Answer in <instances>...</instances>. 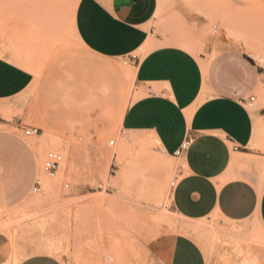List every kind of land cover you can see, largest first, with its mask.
Masks as SVG:
<instances>
[{"label":"rangeland","instance_id":"374dc122","mask_svg":"<svg viewBox=\"0 0 264 264\" xmlns=\"http://www.w3.org/2000/svg\"><path fill=\"white\" fill-rule=\"evenodd\" d=\"M78 2L0 0V48L5 50L0 57L35 75L29 89L0 102V133L35 141L41 155L36 179L43 185L15 208H7L0 194V236L13 258L8 264L41 252L64 264H153L178 235L193 239L207 264L230 258L232 242L248 247L257 264H264L258 221H190L173 211L172 183L181 178L184 159L163 153L149 134L122 127L123 111L142 96L128 71L135 73L133 61L146 51L130 58L93 55L74 32ZM156 21L151 26L155 46L176 45L199 54L210 45L213 56L240 49L264 66V0H167ZM261 107L264 86L248 106L252 112ZM30 127L40 134L26 137ZM48 132L59 144H45ZM261 134L264 140V128ZM50 151L63 155L56 177L43 170ZM261 151L240 169L259 181L260 192L264 146ZM108 181L111 191L98 190Z\"/></svg>","mask_w":264,"mask_h":264},{"label":"crops","instance_id":"0c3cea01","mask_svg":"<svg viewBox=\"0 0 264 264\" xmlns=\"http://www.w3.org/2000/svg\"><path fill=\"white\" fill-rule=\"evenodd\" d=\"M166 2L79 0L75 35L85 49L103 58H130L146 51L133 61L135 85L142 96L126 110L122 127L149 134L173 158L184 140L192 139L182 157V176L172 191L173 211L190 221L256 220L264 232V186L260 192L259 181L240 170L262 155L264 107L252 112L246 102L251 97L258 100L264 66L240 49L213 56L210 45L199 54L176 45L155 46L151 26ZM4 52L0 48V55ZM34 81L29 69L0 57V102L21 95ZM34 143L0 133V194L7 208L21 205L32 194L41 161ZM8 246L0 236V264L13 262ZM38 261L64 264L45 252L31 253L17 264ZM153 264L207 263L193 239L178 235L168 253L156 257Z\"/></svg>","mask_w":264,"mask_h":264},{"label":"built area","instance_id":"2783aa9c","mask_svg":"<svg viewBox=\"0 0 264 264\" xmlns=\"http://www.w3.org/2000/svg\"><path fill=\"white\" fill-rule=\"evenodd\" d=\"M247 106L253 107L255 104V97H251L247 102H246ZM41 130L34 128V127H30L28 129H25V136L26 137H33V136H38L40 134ZM192 143V139L191 138H187L184 140V142L182 143V145L180 146V148L177 150V152L175 153V157L176 158H182L185 153L188 151L190 145ZM63 162V155L58 152V151H50L47 153L44 164H43V170L44 173L46 175H48L49 177H56L59 173V170L61 168ZM177 184V181H174L172 183V187L175 188ZM71 184H66V188H70ZM43 189V185L41 180L36 179L34 186L32 188V193L33 194H38L42 191ZM113 189V186L111 184V182H103L100 183L98 186V190L100 191H111Z\"/></svg>","mask_w":264,"mask_h":264},{"label":"bare ground","instance_id":"6f19581e","mask_svg":"<svg viewBox=\"0 0 264 264\" xmlns=\"http://www.w3.org/2000/svg\"><path fill=\"white\" fill-rule=\"evenodd\" d=\"M1 57H2V55H1ZM5 58H7V57L5 56ZM128 74H129V77L135 81V78H136L135 73L133 71L129 70ZM125 77H126V75H125ZM126 80L129 81L128 78H126ZM125 112H126V109L123 111L122 119L125 115ZM46 140H47V142H45V144H48L49 142H55V141H57L56 143L59 144L58 140L54 137V135L51 132H48ZM111 144H114V142L112 141ZM153 220H155V219H153ZM231 246H232L231 249H233L232 254L230 253L231 254V256H229L230 258H228V259L226 258L224 260L223 264H228V263L229 264H257V262H258L257 256H255L248 247H244L243 245H241L238 242H232ZM231 249H229V250L231 251Z\"/></svg>","mask_w":264,"mask_h":264},{"label":"snow or ice","instance_id":"6c2138e0","mask_svg":"<svg viewBox=\"0 0 264 264\" xmlns=\"http://www.w3.org/2000/svg\"><path fill=\"white\" fill-rule=\"evenodd\" d=\"M37 264H42V262H39V261H38Z\"/></svg>","mask_w":264,"mask_h":264}]
</instances>
